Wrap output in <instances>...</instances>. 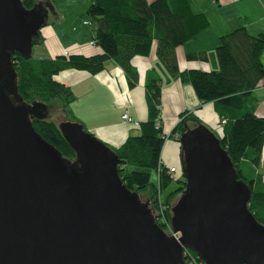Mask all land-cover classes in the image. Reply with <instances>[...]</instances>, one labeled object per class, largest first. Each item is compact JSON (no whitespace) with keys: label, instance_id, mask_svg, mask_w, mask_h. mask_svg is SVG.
<instances>
[{"label":"water","instance_id":"95a60500","mask_svg":"<svg viewBox=\"0 0 264 264\" xmlns=\"http://www.w3.org/2000/svg\"><path fill=\"white\" fill-rule=\"evenodd\" d=\"M46 6L0 0V264H185L183 248L204 264H264V225L248 209L250 187L203 123L178 139L185 187L170 217L178 240L148 201L126 190L116 155L83 124L58 125L74 161L35 131L36 108L13 86L11 56L32 55Z\"/></svg>","mask_w":264,"mask_h":264},{"label":"trees","instance_id":"16d2710c","mask_svg":"<svg viewBox=\"0 0 264 264\" xmlns=\"http://www.w3.org/2000/svg\"><path fill=\"white\" fill-rule=\"evenodd\" d=\"M37 1L20 0V5L24 9H31L40 4ZM86 15L94 26L93 42L101 53L89 56L60 54L42 58L31 55L24 58L15 52L11 56L16 74L13 86L24 104L36 108L38 116L29 115V122L35 131L58 150L62 158L74 161L75 151L66 142L57 123L47 118L49 101L54 98L61 102L63 120L81 123L69 107L75 99L72 89L54 76L65 69L96 74L111 60L123 70L127 85L132 88L137 84L138 72L131 60L135 56L147 55L153 40H156V55L167 73L178 77L181 82L190 83L201 102L213 103L222 128L218 137L220 146L227 152L238 178L250 187L249 211L264 225V183L259 176L258 180L246 181L238 167L241 159H247L255 166H259L260 162L264 116L254 114L248 107L247 99L264 77V65L260 59L264 49V33L252 35L244 26L233 28L219 36L215 47L217 70H179L175 48L209 25L208 17L195 13L189 0H90ZM46 24L47 21H44L42 26ZM32 42L33 45L42 42L40 30ZM204 57L205 53L187 55L190 59ZM160 80L154 69L147 71L144 90L148 116L140 122L138 134L126 137L117 147L107 146L118 159L117 175L126 190L145 197L154 217L159 215V209L163 206L164 219L170 223L173 200L183 191L185 180L183 172L173 177L168 167L161 163L160 153L166 135L160 118ZM179 117L169 134L177 141L190 126L189 122L195 125L201 123L197 116L188 111L181 112ZM222 120L225 122L222 123ZM152 170L157 172V184L150 180ZM172 182L177 187L162 199L161 191ZM158 225L166 231L164 223ZM186 255V264L202 262L191 249H187Z\"/></svg>","mask_w":264,"mask_h":264},{"label":"crops","instance_id":"0c3cea01","mask_svg":"<svg viewBox=\"0 0 264 264\" xmlns=\"http://www.w3.org/2000/svg\"><path fill=\"white\" fill-rule=\"evenodd\" d=\"M189 1L195 13H203L208 17L209 25L175 48L179 70H217L215 47L219 36L233 28L244 26L252 35L264 33V0ZM83 24L88 25L85 22ZM40 33L42 42L39 45L42 57H54L60 54L89 56L101 53L97 45L91 44L93 37L88 42L79 38L62 40L52 32H48V25H44ZM92 35L94 36V33ZM191 53H205V57L187 58ZM260 59L264 65V49ZM131 63L138 72L137 84L132 88L128 87L123 70L111 60L107 61L105 68L96 74L84 70L65 69L57 73L54 78L72 89L75 99L69 107L87 131L106 145L117 147L126 137L139 132L138 128L122 119L123 113L126 112L138 122L147 119L144 81L147 71L154 69L161 79L160 118L166 135L160 159L163 165L176 168L178 173L181 167L180 144L169 134L179 121V114L184 111L191 112L217 137H220L222 131L219 117L212 102L198 100L190 83L181 82L178 77L167 73L156 55V40H153L147 55L135 56ZM247 104L254 114L264 116V77L249 94ZM193 124L189 127L194 126Z\"/></svg>","mask_w":264,"mask_h":264},{"label":"rangeland","instance_id":"374dc122","mask_svg":"<svg viewBox=\"0 0 264 264\" xmlns=\"http://www.w3.org/2000/svg\"><path fill=\"white\" fill-rule=\"evenodd\" d=\"M37 2L42 5H47L46 25H48L49 33L52 32L55 36L61 38L62 40L79 38L82 41L88 42L93 37L92 34L94 33V26L91 24L89 17L86 15V9L90 0H38ZM84 21H88L90 23L88 25H84ZM43 27L44 26L41 28ZM40 50L41 47L39 44L33 45L32 56L35 58H42L43 54L40 53ZM49 105L47 118L59 125L63 120L61 102L53 98L50 99ZM189 123L193 124L192 122ZM238 165L246 181L258 180V176L261 177V165L255 166L247 159H241ZM150 180L154 184H157L156 171H151ZM176 187V183L172 182L166 189L161 191V198L164 199L165 196ZM142 195L145 196L144 193H142ZM179 195L180 194H178V196ZM178 196H176L173 202L176 201ZM140 197L142 200H145V197ZM167 229L168 228L165 229V232L169 234Z\"/></svg>","mask_w":264,"mask_h":264},{"label":"built area","instance_id":"2783aa9c","mask_svg":"<svg viewBox=\"0 0 264 264\" xmlns=\"http://www.w3.org/2000/svg\"><path fill=\"white\" fill-rule=\"evenodd\" d=\"M85 23L87 24L89 22L85 21ZM91 44L94 45V42L91 41ZM122 119L127 121L128 123L132 124L136 128H138L139 125H140V123L137 120H134L131 117H129V115L126 112L122 114ZM224 122H225V120H222V123H224ZM259 165L262 166L260 175H261V180L264 183V141H263V145H262ZM169 172L173 176L174 173H177V170L174 167H169ZM179 174H181V172H178L175 177L179 176ZM163 211H164V207L161 206L160 209H159V215L156 217L157 222L158 223H164L166 225V228H168L167 230L169 231V234L173 235L174 238L178 240V238L180 237V233L179 232H172V230L170 228V224L167 223V221H165V219H164V212ZM187 249L188 248H183L182 249L183 259L185 258V256H187L186 255L187 254ZM192 263H193V260H192ZM196 264H203V261L200 262V263H196Z\"/></svg>","mask_w":264,"mask_h":264},{"label":"flooded vegetation","instance_id":"af4514ba","mask_svg":"<svg viewBox=\"0 0 264 264\" xmlns=\"http://www.w3.org/2000/svg\"><path fill=\"white\" fill-rule=\"evenodd\" d=\"M146 200V199H145Z\"/></svg>","mask_w":264,"mask_h":264}]
</instances>
